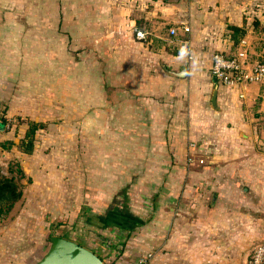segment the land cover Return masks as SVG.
I'll return each mask as SVG.
<instances>
[{"label":"crops","instance_id":"crops-1","mask_svg":"<svg viewBox=\"0 0 264 264\" xmlns=\"http://www.w3.org/2000/svg\"><path fill=\"white\" fill-rule=\"evenodd\" d=\"M5 1L0 106L43 123L75 47V80L86 66L92 74L94 131L107 132L108 162L124 167L122 199L110 186L104 213L87 221L90 243L68 239L114 264H248L251 247L264 244V85L226 87L211 67L213 54L237 51L229 27L248 45L251 0H75L72 22L58 8L52 15L51 0L25 13L15 10L20 0ZM10 217L0 222V264H35L46 249L33 231L16 234L19 215Z\"/></svg>","mask_w":264,"mask_h":264},{"label":"rangeland","instance_id":"rangeland-1","mask_svg":"<svg viewBox=\"0 0 264 264\" xmlns=\"http://www.w3.org/2000/svg\"><path fill=\"white\" fill-rule=\"evenodd\" d=\"M22 1L15 2L14 7L18 12L25 13L28 4L29 9L34 12L42 10L38 8L40 0ZM4 2L6 1L3 0V4ZM245 3L244 11L249 18V27L254 28V33L247 36L246 49L249 62L255 64L264 59V0ZM74 7L75 0L50 1L52 15L58 8L64 17H70L67 22L73 20ZM55 49L52 51V57L58 55V47ZM67 51L66 76L61 78L63 83H57V77L51 76L56 85L53 84L55 89L51 92L53 99L50 117H45L44 129L39 130L35 136L37 141L33 154L25 156L16 149L10 153L0 151V167L3 173L8 162L16 160L21 164L26 176L31 179L29 184L22 182L23 203H18L15 211L5 220L8 221L10 216L18 214L21 224L15 233L25 235L26 232L30 234L33 231L36 249L40 245L42 249L49 247V236L55 232H61L67 238L88 245L93 236L86 231L85 217L97 215L101 213L99 211L103 209V205H109V199L112 197L110 186L114 187L113 192L116 193L114 200L118 202V199H122L117 195L118 191H121L123 180L117 177L124 167L108 162L113 161L116 156L108 155L112 154V151L107 148V132L94 131V122L89 115L93 95L90 67H84L82 77L75 80L73 62L72 65L69 64V58L71 61L74 59L75 47H68ZM52 67L57 70V66ZM35 90L33 88L31 91L34 95L38 94ZM59 95L63 96V99L56 98ZM2 103H6V100ZM10 111V103L0 106V114H5L10 123L5 126V132L0 133V142L11 140L17 145L24 136L26 127L15 126L18 121L15 116H11ZM45 201L49 206H45ZM26 203L35 209H21ZM4 225L5 222L0 224V227ZM260 245L264 244L252 246L249 255Z\"/></svg>","mask_w":264,"mask_h":264},{"label":"trees","instance_id":"trees-1","mask_svg":"<svg viewBox=\"0 0 264 264\" xmlns=\"http://www.w3.org/2000/svg\"><path fill=\"white\" fill-rule=\"evenodd\" d=\"M256 25H258V23ZM228 30L232 32V35L230 38L233 42V46H234L233 48L236 49L239 43L243 40L242 38H244L245 31H243L242 29L236 28V27H229ZM263 32H264V29H263ZM4 115L5 114H0V123L6 126L7 124H10V123L7 121ZM16 121L18 122L17 124H14L15 126L24 125L26 127L24 136L20 139L17 145L11 140L0 142V151L1 153H4V152L10 153L13 149H16L22 155H25V156L32 155L35 149V143L37 141L35 136L39 130L44 129L45 125L41 122H35L30 119L16 118ZM0 158H1V154H0ZM23 181H25L26 184H29L31 182V179L28 176H26L21 164L18 161L16 160L9 161L7 164L5 173H3L2 168L0 167V220L7 219L8 216L11 214V212L14 210L15 206L18 203H21V202L23 203V200H24V196H23L24 185L22 184ZM90 219L91 218L89 215L85 217L86 224H87V221H89ZM54 234L62 238L68 239L61 232H55ZM68 240H71V239H68ZM77 244L81 246V244L79 243ZM47 248L44 254L46 253ZM92 252L96 254L99 258H101L105 264L115 263L111 261L110 263H108L107 260L99 256L100 254L98 252L97 253L94 251ZM41 258L36 260V262H38Z\"/></svg>","mask_w":264,"mask_h":264},{"label":"built area","instance_id":"built-area-1","mask_svg":"<svg viewBox=\"0 0 264 264\" xmlns=\"http://www.w3.org/2000/svg\"><path fill=\"white\" fill-rule=\"evenodd\" d=\"M187 1V0H183ZM184 33L189 32V27L182 24ZM176 29H170V36H176ZM133 34L138 41H145L146 35L133 30ZM246 43L242 40L237 51L231 56H225L221 53H215L212 56V76L222 85L230 88H241L252 84L264 85V59L262 62L251 64L248 60V51ZM179 50L188 52V43L186 40L179 41ZM194 147V145H191ZM193 157L190 155L187 159L188 164L193 163ZM202 164V161H199ZM143 263V261H142ZM249 264H264V245L257 246L250 259Z\"/></svg>","mask_w":264,"mask_h":264},{"label":"water","instance_id":"water-1","mask_svg":"<svg viewBox=\"0 0 264 264\" xmlns=\"http://www.w3.org/2000/svg\"><path fill=\"white\" fill-rule=\"evenodd\" d=\"M214 81L217 82L215 78ZM215 97L216 93L213 95V103H215ZM4 130L5 126L0 123V133ZM49 242L46 253L35 264H105L92 251L54 233L50 234Z\"/></svg>","mask_w":264,"mask_h":264},{"label":"clouds","instance_id":"clouds-1","mask_svg":"<svg viewBox=\"0 0 264 264\" xmlns=\"http://www.w3.org/2000/svg\"><path fill=\"white\" fill-rule=\"evenodd\" d=\"M181 55H183V52L181 53Z\"/></svg>","mask_w":264,"mask_h":264}]
</instances>
